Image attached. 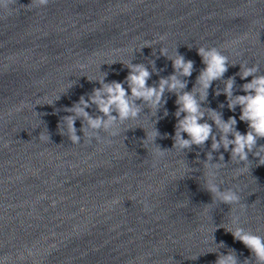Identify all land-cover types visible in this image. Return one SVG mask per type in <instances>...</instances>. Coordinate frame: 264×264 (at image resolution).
Wrapping results in <instances>:
<instances>
[{"label":"clouds","instance_id":"1","mask_svg":"<svg viewBox=\"0 0 264 264\" xmlns=\"http://www.w3.org/2000/svg\"><path fill=\"white\" fill-rule=\"evenodd\" d=\"M49 2L50 0H30L27 5L20 4L19 7H15L18 5V0H0V20L19 14L21 9L31 11L34 8L46 7ZM166 38L167 34L160 35L159 40L164 41ZM221 49V47L215 46H200L197 48V53L204 64V68L197 77V87L193 91H184L187 87V79H181V77L187 78L192 75L194 62L186 60L179 53H176L174 57L168 56V49L165 47L160 48V54L171 60L173 72L167 77H161L156 84L151 86H149L148 80L152 72L149 71L146 65L134 64L128 61L120 62L128 69L124 81L106 82L107 73L95 78L100 87L93 88L87 99L81 96L78 102L70 108L64 109L71 115L63 117L60 134L67 135L72 144H79L81 137L77 135L75 122L77 118H81L84 122L81 130L84 132L85 139L89 142L92 139L100 141L101 138L98 133L101 130L107 133L108 136L115 137L119 134L120 125L126 121H135L139 118L141 107L136 101H141L155 113L160 109L162 103L163 105L166 103L165 92L174 93L177 105L174 115L177 122L175 124V134L172 137L174 141L172 148L178 151L190 150L193 146H203L211 139V151L206 154L204 162L205 189L214 199L224 204H239L240 196L237 191L232 188L222 190L216 183V170L221 168V164L210 165L209 162L213 159L212 152H217L223 147L225 152H230L232 161L244 165L236 169L235 176L242 175L248 170L249 154L256 158L259 165H264V145H258V140L264 139V75H256L258 68L255 65L251 67L241 65L240 79L246 80L248 77H252V79L240 86V91L245 94H234L235 77L224 80V75L229 67V57ZM153 70L155 71V68ZM217 80H224L222 93L226 96L228 109L235 112L239 107V120L246 123V133L236 130V117L232 116L225 120L216 110H205L202 107V104L207 100L209 89L212 87L213 82ZM125 83L127 89L124 86ZM215 94L219 96L221 90H217ZM47 104H52V101ZM92 105H95L96 110L101 115L92 116L89 114L87 109ZM167 114V111H165L164 115L167 116ZM206 114L219 130V139L213 133V124H209L207 121L201 122L205 119ZM60 126L61 124L58 125V127ZM145 133L146 138L144 140L146 142L156 141L158 137H161L156 128ZM184 134H187V138H184ZM167 135L165 133L164 137L161 138H166ZM39 139L48 142L50 136L41 133ZM106 142L111 143V141ZM165 154V149L160 147L152 150V155L156 158L164 157ZM219 160H224L222 154ZM111 203L113 205L119 204L120 200L117 197ZM243 209L244 206L241 205V211ZM238 219L239 217L234 218V226L228 231H231L235 240L240 241L249 249L255 264H264V236L236 226ZM221 246H223V242H221ZM23 258L24 256L21 254L19 259ZM10 260L11 258L7 255L0 256V264H10ZM214 264H240V261L233 249L227 254L218 256ZM244 264H252V260L246 258Z\"/></svg>","mask_w":264,"mask_h":264}]
</instances>
